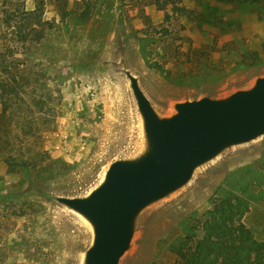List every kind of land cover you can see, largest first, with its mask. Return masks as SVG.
<instances>
[{
  "label": "rangeland",
  "instance_id": "obj_1",
  "mask_svg": "<svg viewBox=\"0 0 264 264\" xmlns=\"http://www.w3.org/2000/svg\"><path fill=\"white\" fill-rule=\"evenodd\" d=\"M43 1L56 26L33 54L39 89L29 127L19 115L6 119L0 105V264H85L93 226L57 198L88 197L113 162L147 150L127 71L161 117L177 113L179 102L226 98L264 77V0H182L181 14L172 4L163 9L165 0H106L89 22L73 14L62 20L80 0ZM35 95L47 99L44 112ZM8 151L39 165L12 173L3 159ZM250 164L264 170V135L225 149L146 206L120 264H174L172 247L201 225L225 178ZM251 189L258 198L244 221L264 242V180Z\"/></svg>",
  "mask_w": 264,
  "mask_h": 264
},
{
  "label": "water",
  "instance_id": "obj_2",
  "mask_svg": "<svg viewBox=\"0 0 264 264\" xmlns=\"http://www.w3.org/2000/svg\"><path fill=\"white\" fill-rule=\"evenodd\" d=\"M126 74L143 117L147 150L137 159L113 162L88 197L57 198L93 226L85 264H120L146 206L184 186L196 168L225 149L264 135V77L226 98L179 102L177 113L161 117L138 78Z\"/></svg>",
  "mask_w": 264,
  "mask_h": 264
},
{
  "label": "trees",
  "instance_id": "obj_3",
  "mask_svg": "<svg viewBox=\"0 0 264 264\" xmlns=\"http://www.w3.org/2000/svg\"><path fill=\"white\" fill-rule=\"evenodd\" d=\"M181 1L165 0L162 8L167 9L172 4L174 10L181 14L185 10L180 5ZM27 2L0 0L1 114L6 119L19 115V123L25 128L29 127L31 121L32 92L39 89L32 84L33 54L46 44L49 32L56 26L46 19L43 0L33 8H29ZM154 3L161 5L159 0ZM109 4L106 0L77 1L76 10L64 9L62 20L73 14L76 20L89 22L102 12V6L106 8ZM261 53H264V42ZM35 97L39 98L35 104L44 112L47 99ZM3 159L12 173L28 172L39 165L29 155L17 156L14 151H8ZM263 171L250 164L233 172L232 177L230 174L225 178V185L219 188L201 225H191L172 247L176 255L174 264H264V242L257 239L254 230L244 221L258 198L251 187L264 180ZM199 229L205 232V237H199Z\"/></svg>",
  "mask_w": 264,
  "mask_h": 264
}]
</instances>
